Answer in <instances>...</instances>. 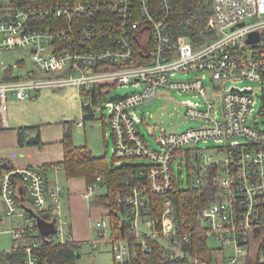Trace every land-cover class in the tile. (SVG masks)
Wrapping results in <instances>:
<instances>
[{
	"label": "built area",
	"instance_id": "obj_1",
	"mask_svg": "<svg viewBox=\"0 0 264 264\" xmlns=\"http://www.w3.org/2000/svg\"><path fill=\"white\" fill-rule=\"evenodd\" d=\"M210 2L194 41L172 34L173 0H0V53L25 49L32 64L0 60L2 122L10 97L31 100L44 88L75 87L90 119L106 117L116 163L148 160L138 172L145 185L126 195L117 191L116 205L92 222L97 238L82 242L95 248L104 239L117 264L155 249L163 264L264 262V0ZM207 78L230 85L211 89ZM127 84L142 86L112 93ZM159 88L202 101H182L184 116L200 124L164 132L155 150L140 132L143 117L135 110L158 96ZM183 162L191 184L211 191L196 221L179 226L167 195L183 185L174 174V165ZM94 189L89 184L87 193ZM63 192L61 185L50 187L37 167H0V233L8 231L11 240L0 252L12 255L3 264H40L41 245L74 240ZM149 194L166 195L161 213ZM123 225L134 239L121 234ZM195 235L208 243L210 254L193 252Z\"/></svg>",
	"mask_w": 264,
	"mask_h": 264
},
{
	"label": "crops",
	"instance_id": "obj_2",
	"mask_svg": "<svg viewBox=\"0 0 264 264\" xmlns=\"http://www.w3.org/2000/svg\"><path fill=\"white\" fill-rule=\"evenodd\" d=\"M86 114L77 88L65 87L58 91L44 88L31 100L10 97L5 122L0 117V166L37 167L50 187L65 186L63 211L70 216L73 238L79 242L87 241L92 235L90 215L107 210V205L91 204L96 195L87 193L88 185L83 177H66L63 166L58 164L63 159V127L67 122H73L75 146L86 145L92 155L107 156V123L105 119L85 118ZM48 163L55 164L44 166Z\"/></svg>",
	"mask_w": 264,
	"mask_h": 264
},
{
	"label": "trees",
	"instance_id": "obj_3",
	"mask_svg": "<svg viewBox=\"0 0 264 264\" xmlns=\"http://www.w3.org/2000/svg\"><path fill=\"white\" fill-rule=\"evenodd\" d=\"M36 2L49 3L53 1L72 2L74 0H35ZM174 11L170 21V30L173 35H189L196 41L200 37V30L205 25L210 13V0H173ZM90 115L86 114L85 118ZM72 124L65 123L63 146L64 154L58 164L63 166L66 177H83L87 185L92 184L103 189V192L96 195L91 204H104L105 206H115V195L119 191L122 195L130 193L134 187L145 185L146 180L139 175V170L147 163L137 162L139 158L123 159L116 163V159L110 161L107 156H94L86 145L75 146L72 141ZM35 142H38L35 140ZM55 163H48L44 166H53ZM1 167V166H0ZM100 176V180L97 176ZM190 178V176H189ZM210 189L201 188L191 184L183 186L178 184L176 192L168 194L172 203V214L175 222L181 226L183 223H193L196 221V212L199 207L210 198ZM151 204H156L157 213L164 209L165 194H149ZM121 234L130 236L134 239V231L128 226L123 225L120 228ZM153 244V242H151ZM82 242L66 241L64 243L43 244L36 251L40 264H75L78 258ZM190 247L195 250V254H210V246L202 239L200 235H195L190 243ZM12 255L0 252V264L6 260H11ZM125 264H163V260L155 249L153 254L143 255L133 258ZM254 264H264L254 263Z\"/></svg>",
	"mask_w": 264,
	"mask_h": 264
},
{
	"label": "rangeland",
	"instance_id": "obj_4",
	"mask_svg": "<svg viewBox=\"0 0 264 264\" xmlns=\"http://www.w3.org/2000/svg\"><path fill=\"white\" fill-rule=\"evenodd\" d=\"M28 51L25 49H14L9 51H3L0 53V60H3L6 64H11L14 61H17L19 59L27 60L28 67H32V64L29 60ZM191 76V74H189ZM2 77V74L0 73V78ZM177 77L179 78H186L188 75H184L182 73L178 74ZM206 85L210 86L211 89H214V87L218 91H223L225 88H227L228 85H230V82H221L218 85H214L209 78L205 79ZM247 81H241L239 82L240 85L246 84ZM142 85L134 86L132 84L127 85H118L114 88L112 93H126L131 92L140 89ZM64 88L58 89L62 90ZM56 90V91H58ZM217 98L219 97L220 93H216ZM194 99L202 101V98L198 97L195 98L191 94L188 93H180L176 90L171 89H165V88H159L158 89V96L155 98H152L150 100H147L143 103H141L138 107H136V112L139 116L143 117V121L138 124L140 132L144 134V137L148 143V145L155 149L160 150V145L158 143L159 137L165 132L168 133L172 130L176 131H183L186 128L190 126H196L200 124V122L186 118L184 116L185 106L182 103L185 99ZM108 109L105 108L104 111H102L104 114H108ZM106 120V117H105ZM262 122L260 124L261 127H264V118L261 119ZM100 121V120H97ZM106 130L109 133V127L106 125ZM109 144L107 146L108 151V159L111 161L113 159V150H112V140L111 137H108ZM147 159L144 157H141L137 159V162L140 163H147ZM174 174L176 176V180H182V184L184 186L188 185V180L190 176V171H188L186 163L183 162L181 166L174 165ZM65 187V186H64ZM95 195H98L103 192V189L100 187H96L94 189ZM97 205V204H95ZM102 213L100 212H94L91 217V221L98 216H100ZM173 215V214H172ZM4 228L8 229L7 227V221H5ZM93 226V225H92ZM105 235L108 237V230H105ZM97 238L96 231L92 230V235L89 239ZM11 240H10V233L8 231H4L0 233V249H6L11 246ZM210 244L213 246L216 245V242L211 239ZM110 245L109 243L105 242L104 239H97V247L92 248L86 243H82V246L79 250V256L76 260L75 264H117L114 259L113 255L111 253Z\"/></svg>",
	"mask_w": 264,
	"mask_h": 264
},
{
	"label": "water",
	"instance_id": "obj_5",
	"mask_svg": "<svg viewBox=\"0 0 264 264\" xmlns=\"http://www.w3.org/2000/svg\"><path fill=\"white\" fill-rule=\"evenodd\" d=\"M119 96V94H115V95H112L110 98L112 99V98H115V97H118ZM158 143H159V141H158ZM78 256H79V254H78Z\"/></svg>",
	"mask_w": 264,
	"mask_h": 264
}]
</instances>
